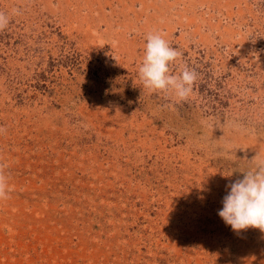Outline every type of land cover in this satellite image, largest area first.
<instances>
[{
    "label": "rangeland",
    "instance_id": "obj_1",
    "mask_svg": "<svg viewBox=\"0 0 264 264\" xmlns=\"http://www.w3.org/2000/svg\"><path fill=\"white\" fill-rule=\"evenodd\" d=\"M0 264H264L218 216L264 159V0H0ZM160 32L197 79L138 78Z\"/></svg>",
    "mask_w": 264,
    "mask_h": 264
},
{
    "label": "clouds",
    "instance_id": "obj_2",
    "mask_svg": "<svg viewBox=\"0 0 264 264\" xmlns=\"http://www.w3.org/2000/svg\"><path fill=\"white\" fill-rule=\"evenodd\" d=\"M19 14V8H13L11 13L0 11V31L10 23L11 16ZM181 56L182 53L172 47L162 33L147 34L138 78L148 94L171 95L176 103L188 99L198 74L187 65L177 74H172L170 66ZM4 132V127L0 126V134ZM6 167L0 163V200L8 199L13 190ZM226 189L222 208L217 213L223 222L234 232L256 228L264 233V159L257 158L254 166L242 178L227 184Z\"/></svg>",
    "mask_w": 264,
    "mask_h": 264
}]
</instances>
